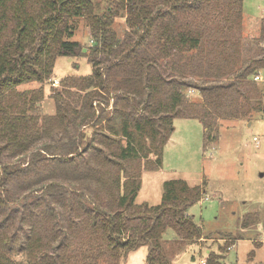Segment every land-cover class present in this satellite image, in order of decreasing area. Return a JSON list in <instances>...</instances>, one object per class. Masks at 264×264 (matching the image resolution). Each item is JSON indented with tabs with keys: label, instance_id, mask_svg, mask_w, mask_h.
Returning a JSON list of instances; mask_svg holds the SVG:
<instances>
[{
	"label": "trees",
	"instance_id": "1",
	"mask_svg": "<svg viewBox=\"0 0 264 264\" xmlns=\"http://www.w3.org/2000/svg\"><path fill=\"white\" fill-rule=\"evenodd\" d=\"M238 1L121 0L120 13L127 12V18L121 16L126 25L122 35L112 7L97 12L92 0H0V222L22 215L20 205L36 198L52 205L51 215L56 210L61 214L50 199L57 193L62 208L71 214L70 230L87 235L91 243L83 257L73 254L65 239L54 254L35 242L41 257L37 259L32 248L22 264H120L123 255L145 244L150 249L149 264H169L191 241L203 237L201 225L189 214L190 207L203 197L202 186L184 179L167 180L161 204L139 206L135 203L141 187L138 171L129 172L124 163L162 154L175 117H197L204 124L211 117L219 123L227 116L238 117L242 104L248 113L264 116L262 90L249 80L264 69V58L248 60L239 42L229 52L227 40H213L210 49L201 41L212 16H222L225 9L236 13ZM79 28L88 33V44L72 39ZM130 28L137 32L136 40L125 38ZM156 49L181 58L190 51L208 55L205 60L202 56L199 71L193 75L203 81L195 85L199 101L185 102L181 90L166 100L168 84L177 88L186 83L152 72L155 62L149 57ZM100 53L111 59L107 73L96 59ZM59 55L72 60L86 57L93 71L64 77L62 90L50 93L56 112L42 114L43 84L54 74ZM28 82L38 85L27 89L23 84ZM237 82L244 89L232 93ZM108 94L115 96L111 112L103 107L110 103ZM89 127L94 129L90 136ZM91 148L93 155L84 157ZM31 151L28 164L4 161V155ZM69 166L84 184L50 181L54 168L60 167L61 172ZM24 170L28 176L38 172L40 184L33 185L40 188L20 196L16 188L32 186L12 184ZM88 177L108 183L101 185H107L109 193L101 196L98 185L88 184ZM169 229L175 236L166 239ZM64 235L72 237L65 231ZM17 236H0V264L7 263L4 248Z\"/></svg>",
	"mask_w": 264,
	"mask_h": 264
},
{
	"label": "rangeland",
	"instance_id": "2",
	"mask_svg": "<svg viewBox=\"0 0 264 264\" xmlns=\"http://www.w3.org/2000/svg\"><path fill=\"white\" fill-rule=\"evenodd\" d=\"M92 2L97 12L112 7L118 15L115 18V26L118 25V29L123 30L121 32L123 35L126 25L121 16L124 15L127 18V12L125 10L124 13H120L121 0H92ZM236 5V13L225 9L222 16L216 13L212 16L207 22V32L201 37V41L205 42L210 49L209 44L213 40H227L229 52L234 50L231 47L233 43L237 45L239 42L242 54L248 60L264 58V50L261 47V40L264 37V0H243V2L239 0ZM126 34L125 38L132 41L138 36L132 28ZM72 39L79 40L83 44L90 42L88 33L82 28L75 32ZM209 51L207 50L206 53ZM174 54L179 53L175 51ZM97 55L96 59L101 64L99 67L101 66L107 73L111 59L109 60V56L104 53ZM150 55L152 63L155 62V65L153 63L151 67L153 73L160 71L165 78L171 77L177 83H186L177 88L173 84H168L164 95L166 100L178 92L177 90L184 93L185 102H197L201 99L195 85L201 86L203 81L193 75L194 72L199 71L202 62L200 59L204 56L203 60H205L208 57L207 54L202 55L200 50L190 51L181 58L179 55L170 56L156 49L151 51ZM92 71L93 65L86 57L77 56L70 61L68 57L59 55L56 59L54 74L43 84L45 95L40 108L41 113L52 115L56 112L57 105L50 93L52 89L62 90L64 77L88 75ZM261 76L264 86V69L261 71ZM56 78L60 80L58 86L52 84ZM249 80L257 83L251 77ZM23 85L31 89L38 84L28 82ZM108 97L110 103L103 104V107L105 106V109L111 112L114 109L115 96L108 94ZM98 102H95L97 108H99ZM99 112L101 111L98 109L97 113ZM208 120H210L209 124H204V121L197 117H175L174 128L162 154L155 152L151 154L148 161L144 159L124 161L129 172L138 171L139 174L141 187L135 203L144 207L161 204L164 183L167 180L184 179L192 186L200 185L204 190L203 197L190 207L189 214L194 215L195 221L201 225L203 237L191 241L172 258L169 264H203V262L208 264H264V116L256 113L250 117V121L244 122L224 119L216 123V120L211 117ZM208 120H206L207 123ZM87 130L89 136L94 131L91 127ZM255 136L259 139L258 144L257 140H254ZM91 155H93L92 148L84 157L90 158ZM32 157L33 151L19 156L7 154L4 155V161L11 163L20 161L28 164ZM59 168H54V171L50 173L53 177L50 181L53 184H84V180H78L74 175L72 167L69 166L66 171L61 168V172ZM113 172H116L115 168ZM19 173L21 176L12 184H32V186L16 188L17 194L20 196L29 194L40 188L39 185H33L40 184L37 171L30 176L27 175L29 171L26 172V170ZM124 174L126 175V172ZM96 178L94 180L89 178L87 182L98 185L101 196H105L108 186L106 185V189L101 184L108 183H103L101 179ZM56 196L57 193L49 198L58 210H62L61 214L56 210L51 215L52 205L47 204L42 198H36L33 202L26 200L20 205L22 215L18 213L8 221L0 222V236L18 234L14 242L4 248L7 256L6 264L26 263L25 257L32 248L34 256L37 259L40 258L39 248H34L35 242L41 244L40 248L54 254L56 246L62 243V239L70 244L69 249L73 254H80L84 257L83 252L89 250L91 243L87 235L81 234L80 236L70 230L71 214L62 208ZM31 212L36 214L31 215ZM77 228L80 229V227ZM64 231L67 232V236L70 234L72 237H64ZM174 236L175 231L172 229L165 233L166 239ZM149 250L146 244L133 248L126 256H122L120 264H149Z\"/></svg>",
	"mask_w": 264,
	"mask_h": 264
},
{
	"label": "crops",
	"instance_id": "3",
	"mask_svg": "<svg viewBox=\"0 0 264 264\" xmlns=\"http://www.w3.org/2000/svg\"><path fill=\"white\" fill-rule=\"evenodd\" d=\"M263 22H264V19H263ZM69 59H70V61L72 60V58L71 57H68ZM257 75H259V76H261V71L259 72V73H256L255 75H254V77L252 78V79H254V81H256L257 83H253V82H250L255 88H260L261 90H262V99L264 100V86H263V84H262V76H261V79L260 80H256V76ZM244 89V84L243 83H241V82H237V83H235L234 84V89H232L231 88V91H232V93H234L235 92V90L236 89ZM196 91V90H195ZM240 102H242V100H240L238 103H240ZM242 107L243 108H245L244 106H243V104H242ZM241 107V110L239 111V116L238 117H234V116H227V120L229 121V120H234V121H250V117H253V114L251 113H248V108H245L246 110H244L243 108ZM244 110V111H243ZM256 114V113H255ZM222 116V115H221ZM220 116V118H222V117H225V116H222L221 117ZM251 124V123H250ZM256 137V136H255ZM255 137H254V140H255ZM259 143V139L257 140V144ZM126 256V255H125Z\"/></svg>",
	"mask_w": 264,
	"mask_h": 264
},
{
	"label": "built area",
	"instance_id": "4",
	"mask_svg": "<svg viewBox=\"0 0 264 264\" xmlns=\"http://www.w3.org/2000/svg\"><path fill=\"white\" fill-rule=\"evenodd\" d=\"M261 46L264 48V37L261 40ZM255 78H256V80H260L261 79V76L257 75ZM52 84L54 86H58L60 84V80L56 78V79L53 80V83ZM255 140H258V138L255 137ZM203 264H208V263L207 262H203Z\"/></svg>",
	"mask_w": 264,
	"mask_h": 264
}]
</instances>
